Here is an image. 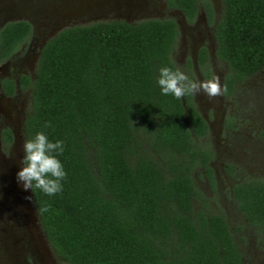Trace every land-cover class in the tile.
I'll list each match as a JSON object with an SVG mask.
<instances>
[{"label": "trees", "instance_id": "1", "mask_svg": "<svg viewBox=\"0 0 264 264\" xmlns=\"http://www.w3.org/2000/svg\"><path fill=\"white\" fill-rule=\"evenodd\" d=\"M30 33L27 20L0 28V59ZM216 36L224 95L235 102L242 82L264 69V0H223ZM177 39L173 18L148 17L74 24L44 43L23 134L64 141L56 154L67 173L62 192L31 189L36 210L48 209L38 217L59 264H252L195 178L201 166L213 179L208 122L191 95H162L157 84L161 67L179 68ZM206 60L200 51L199 65ZM239 123L230 108L224 128ZM225 170L264 240V175L234 161Z\"/></svg>", "mask_w": 264, "mask_h": 264}, {"label": "flooded vegetation", "instance_id": "2", "mask_svg": "<svg viewBox=\"0 0 264 264\" xmlns=\"http://www.w3.org/2000/svg\"><path fill=\"white\" fill-rule=\"evenodd\" d=\"M75 1L78 0H14L10 8L0 2V28L7 22L16 20H27L31 25L30 35L21 41L8 57L0 59L1 66L10 67L11 64L16 66L14 71L8 69L0 74V100H4L3 105H11L9 111H4L1 109L2 106L0 107V238L5 237L6 242L12 248H16V243L24 250L33 245L34 236L30 229L33 220L26 207L27 201L31 202V199L26 198L29 197L30 190L25 191L22 184L18 183L17 173L23 167L21 163L24 155L22 144L25 140L23 125L30 112L32 82L44 43L62 28L76 24L74 22L77 20L82 22L98 16L104 20L121 19L123 15L137 17L148 14V11H154V8L149 9L146 6L154 0H134V5L126 3L127 6L122 5L123 0H117L114 4L106 3L95 11L82 12H75L73 8ZM129 4L132 5L131 8ZM155 10L156 13L162 15L159 17L173 18L177 24L176 44L178 43V47L185 52L182 63L188 77L195 78L188 70V61L191 62L199 81L217 77L215 63L219 58L216 55V33L223 13V0H194L187 9L180 4H173L170 0H160V8ZM26 49L32 53L28 55L30 60L25 54L19 57ZM187 50H189V55H186ZM200 51L206 52L207 59L202 66L198 61ZM224 74L219 78L222 87ZM199 95V100L203 99V93L196 94V99ZM224 97L225 95L210 100L206 96V100H209L216 108L219 106L217 99ZM11 111L12 114H10ZM224 113L225 111L221 115V125ZM202 115L211 126L206 116L203 113ZM13 234L14 245L11 242ZM3 247L0 244V264H11L1 250ZM24 259L25 257L22 261ZM22 261L17 259L15 264H26Z\"/></svg>", "mask_w": 264, "mask_h": 264}, {"label": "rangeland", "instance_id": "3", "mask_svg": "<svg viewBox=\"0 0 264 264\" xmlns=\"http://www.w3.org/2000/svg\"><path fill=\"white\" fill-rule=\"evenodd\" d=\"M116 1L117 0H78L74 2L73 8L75 12L86 10L95 11L106 3L114 4ZM126 3L134 5V0H123L122 5L127 6ZM130 4L128 6L131 8L132 5ZM146 6H148L149 9L154 8V11H148V14L145 13L137 17H134V15H123L121 19L136 21L151 16H162L159 15L160 13L158 14L155 12V9L160 8V0H154ZM99 19L103 18L98 16L96 18L85 19V21L82 22L75 20L76 22L74 23L84 24ZM188 51L189 50H187L186 55H189ZM24 54L27 56V59L30 60L28 55L32 53L28 51V49L22 52L19 57L22 55L25 56ZM184 54L185 52L178 47L177 43L173 57L179 69L185 73L182 63L185 56ZM215 66L217 77L221 78L224 71H226V64L221 59H218ZM8 69L14 71L16 66L14 64H11L10 67L7 65L1 66L0 74L8 71ZM189 70L192 73L190 74L195 77H190V79L199 82L192 64ZM191 96L211 124V126H209L210 136L208 138L215 150V155L210 162L213 167V179L208 177L203 167L200 166L195 169L197 184L205 196L208 197L210 207L213 210H221L225 213L228 221L235 230L237 241L244 251V261L252 264H264V240L258 235L254 227L248 223L238 208L236 200L231 192V185L234 181V177L225 170L226 162L234 161L249 173L264 175V135H261L259 132L260 129H264V69L249 76L242 82L240 90L235 96V102L226 97L217 99L219 106L215 108L209 100H206L205 95L203 99L200 100V95L197 97L198 99H196L195 95ZM3 101L0 100L1 109L9 111L11 105H3ZM5 104H8V102H5ZM230 108L231 110H235L240 122L238 127L233 131L226 130L223 123L221 125L222 112L225 111V116ZM12 113L11 111L10 114ZM28 209L33 220L30 225L32 235L34 236L31 248L26 247L24 250L19 247L17 243L15 244L16 248H12L8 242H6L5 237L0 238V244H3L4 247H8V252L12 254V256L15 257L16 254L19 261H22L23 257H25L23 261H25L26 264H59L47 238L44 237L43 239L41 233L43 229L32 199ZM13 238L14 234L12 235V239ZM18 240L20 239L18 238Z\"/></svg>", "mask_w": 264, "mask_h": 264}, {"label": "clouds", "instance_id": "4", "mask_svg": "<svg viewBox=\"0 0 264 264\" xmlns=\"http://www.w3.org/2000/svg\"><path fill=\"white\" fill-rule=\"evenodd\" d=\"M157 84L162 95H171L176 99L203 93L210 100H214L227 91L226 86L222 87L219 77L196 82L179 68L173 70L167 66L159 69ZM45 127L51 125L46 124ZM22 152L23 167L17 173V181L22 184L23 189L25 191L39 189L49 196L62 192V181L66 179L67 173L56 154H63L64 141L51 142L44 132H38L34 137L23 141ZM47 210L37 208V214Z\"/></svg>", "mask_w": 264, "mask_h": 264}, {"label": "water", "instance_id": "5", "mask_svg": "<svg viewBox=\"0 0 264 264\" xmlns=\"http://www.w3.org/2000/svg\"><path fill=\"white\" fill-rule=\"evenodd\" d=\"M11 1V2H10ZM0 2H3L6 6H8L9 8L14 4V2L12 1V0H0ZM34 12V11H33ZM24 16H29V15H24ZM31 17V16H30ZM30 190V194H29V197H31L32 198V196H31V189H29ZM29 201H27V208H28V206H29ZM27 210H29V209H27ZM37 216V215H36ZM41 224V223H40ZM42 236H43V239H44V237H46V235H45V233H44V231L42 230ZM13 239L11 240V242H12V245H14L13 244ZM15 243V242H14ZM2 246H4L3 244H2ZM15 248V247H14ZM1 250H3V253L5 254V257H7V259L8 260H10V263L11 264H15L16 263V261H17V259H18V257H17V255L15 254V257L14 256H12V254H10L9 252H8V247H3V249H1ZM19 264V263H18Z\"/></svg>", "mask_w": 264, "mask_h": 264}]
</instances>
